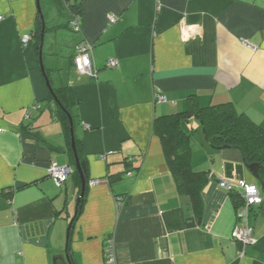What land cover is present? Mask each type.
I'll return each mask as SVG.
<instances>
[{
	"label": "crops",
	"instance_id": "crops-1",
	"mask_svg": "<svg viewBox=\"0 0 264 264\" xmlns=\"http://www.w3.org/2000/svg\"><path fill=\"white\" fill-rule=\"evenodd\" d=\"M40 4L42 12L38 0H0V264H53L65 250L75 264H105L109 239L117 264H264V203L251 209L253 241L243 253L231 236L237 207L219 186L226 180L241 193L254 182L264 195L242 150L212 145L201 120H191L192 168L210 176L198 222L153 131L156 115L193 96L229 102L264 128V0H83L77 34L63 0ZM42 14L45 65L60 70L49 78L69 87L79 119L80 213L76 160L40 65ZM80 42L92 47L94 76L75 69ZM127 158L139 168L126 169ZM53 162L71 169L59 187Z\"/></svg>",
	"mask_w": 264,
	"mask_h": 264
},
{
	"label": "trees",
	"instance_id": "trees-1",
	"mask_svg": "<svg viewBox=\"0 0 264 264\" xmlns=\"http://www.w3.org/2000/svg\"><path fill=\"white\" fill-rule=\"evenodd\" d=\"M57 1V0H56ZM83 0H63L65 6L72 13V19L68 22V27L72 29L74 18L81 23L83 18ZM47 28V27H46ZM34 33L36 34V43L40 52L42 43V25H37ZM58 104V116L64 126L71 158L75 160V153L71 145V120L74 122V130L78 124V114L74 110V101L69 91L68 86H60L54 88ZM54 96L49 93V99ZM193 117H198L203 125V129L207 136V140L214 146H236L239 147L245 157L247 163H261L263 168L261 174L264 175V128L255 121L248 118L244 113L238 112L229 102L212 103L209 105H201L193 97L190 98L187 106L166 115H156L153 122V131L160 137L163 151L167 158L170 170L176 181L177 190L181 195L188 197L190 206L198 222L201 221L203 215V198L202 192L205 185L208 183L210 176L206 171H197L191 165V135L193 127L191 120ZM75 143L78 156L85 173H86V158L82 152V141L75 131ZM126 169L139 168L133 164L130 158L125 160ZM126 171V170H125ZM129 171V170H127ZM75 175L78 185H82L81 177L75 166ZM111 174H109L110 176ZM120 176V174H112L110 176ZM109 178V179H110ZM235 192V193H234ZM231 192V198L238 208L242 203V193ZM122 199V197H117ZM85 195L79 202V213L82 209ZM118 199V200H119Z\"/></svg>",
	"mask_w": 264,
	"mask_h": 264
},
{
	"label": "built area",
	"instance_id": "built-area-1",
	"mask_svg": "<svg viewBox=\"0 0 264 264\" xmlns=\"http://www.w3.org/2000/svg\"><path fill=\"white\" fill-rule=\"evenodd\" d=\"M116 21V17H111V23ZM72 29L76 33L82 32V25L74 18L72 22ZM24 44H28L32 40V35L24 34L21 38ZM74 66L79 72L88 73L90 76H94L95 71L93 70V57H92V47L91 45L80 42L75 49L74 55ZM119 61L117 59H110L108 61V66L118 67ZM157 101L162 103L167 101L166 95L157 89ZM87 128H90L86 125ZM71 169L67 165H61L58 162H53L50 170V176L53 178L57 186H62L67 181V177ZM96 182V180H95ZM219 186L229 193L237 191L238 186L232 184L226 180H221ZM242 203L237 208V216L241 221V225H237L232 231L231 236L240 241L242 249L241 252H245V248L248 244L253 241V226L249 224L251 209L254 206H260L264 203V196L259 188V185L254 182L246 183L242 186ZM105 264H117L116 254L113 248V242L111 239L108 240L107 245L104 249Z\"/></svg>",
	"mask_w": 264,
	"mask_h": 264
},
{
	"label": "water",
	"instance_id": "water-1",
	"mask_svg": "<svg viewBox=\"0 0 264 264\" xmlns=\"http://www.w3.org/2000/svg\"><path fill=\"white\" fill-rule=\"evenodd\" d=\"M38 2H39L40 12H42L40 0H38ZM42 19H43V29H42V39H41L42 43L40 45V52H39L40 65H41V69H42V71H43V73H44V75L46 77L47 85H48L51 93L53 94L55 100L57 102H59L58 98H57V95L55 93L54 87L52 86L51 79L49 78L48 72H50V71H55L56 72V71H60V70L57 68V66L53 67V68L52 67L48 68L45 65V61H44L45 55L43 54L44 53L43 52V43H44V37H45V31L46 30H45V20H44L43 14H42ZM69 117H70V120H71L72 146H73V151L75 153V160H76L75 166H76V169L78 170V172L80 174L81 181H82V189H81L80 196L78 197V203H79L81 201V198L85 194L86 177H85V173L83 171V168H82L79 156H78L77 148H76L74 122H73L72 117L71 116H69ZM248 168L251 170V172L253 173V175L256 178V180L259 182L261 187L264 189V175L261 174V169L263 168V165L261 163H252V164L248 165ZM72 225H73V220L71 222V227H72ZM53 264H75V263H73L69 252L67 250H65V252L58 253V254H55L53 256Z\"/></svg>",
	"mask_w": 264,
	"mask_h": 264
},
{
	"label": "rangeland",
	"instance_id": "rangeland-1",
	"mask_svg": "<svg viewBox=\"0 0 264 264\" xmlns=\"http://www.w3.org/2000/svg\"><path fill=\"white\" fill-rule=\"evenodd\" d=\"M71 33L77 34L76 32H73V31H72ZM43 52H44V51H43ZM43 54H44V53H43ZM43 57H44V56H43ZM58 187H59V186H58Z\"/></svg>",
	"mask_w": 264,
	"mask_h": 264
}]
</instances>
